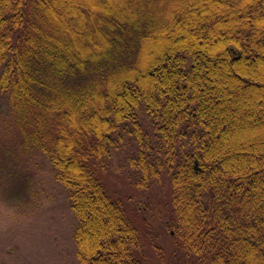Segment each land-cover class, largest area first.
Returning a JSON list of instances; mask_svg holds the SVG:
<instances>
[{
	"label": "trees",
	"instance_id": "16d2710c",
	"mask_svg": "<svg viewBox=\"0 0 264 264\" xmlns=\"http://www.w3.org/2000/svg\"><path fill=\"white\" fill-rule=\"evenodd\" d=\"M0 91L78 264H146L98 172L127 143L138 185L171 174L181 264H264V0H0Z\"/></svg>",
	"mask_w": 264,
	"mask_h": 264
},
{
	"label": "rangeland",
	"instance_id": "374dc122",
	"mask_svg": "<svg viewBox=\"0 0 264 264\" xmlns=\"http://www.w3.org/2000/svg\"><path fill=\"white\" fill-rule=\"evenodd\" d=\"M14 129L8 97L0 91V264H78V219L69 195L45 155L22 152ZM124 151L113 152L98 171L108 194L138 228L146 264H181L186 254L170 226L171 174L142 187Z\"/></svg>",
	"mask_w": 264,
	"mask_h": 264
}]
</instances>
